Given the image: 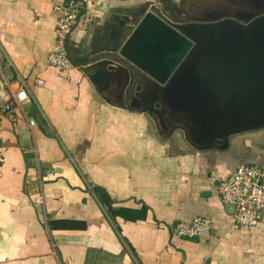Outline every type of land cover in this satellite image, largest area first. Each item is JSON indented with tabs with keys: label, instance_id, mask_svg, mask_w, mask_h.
Masks as SVG:
<instances>
[{
	"label": "crops",
	"instance_id": "obj_1",
	"mask_svg": "<svg viewBox=\"0 0 264 264\" xmlns=\"http://www.w3.org/2000/svg\"><path fill=\"white\" fill-rule=\"evenodd\" d=\"M68 1L0 0V79L22 76L32 97L25 115L0 113V264H264V218L232 228L233 209L214 183L241 164L264 168V129L232 138L227 150L198 151L100 96L81 69L123 45L133 12L168 0H77L95 21L72 33L75 68L65 74L48 54ZM197 217L212 221L210 238L174 234Z\"/></svg>",
	"mask_w": 264,
	"mask_h": 264
},
{
	"label": "water",
	"instance_id": "obj_2",
	"mask_svg": "<svg viewBox=\"0 0 264 264\" xmlns=\"http://www.w3.org/2000/svg\"><path fill=\"white\" fill-rule=\"evenodd\" d=\"M112 54L159 87L137 93L130 109L162 128L167 115L178 117L169 136L181 133L195 150L224 151L232 138L264 129V15L178 25L153 6L121 47L92 55L81 66L103 98L118 69L126 70L128 83L135 77ZM160 111L161 123L153 115Z\"/></svg>",
	"mask_w": 264,
	"mask_h": 264
},
{
	"label": "built area",
	"instance_id": "obj_3",
	"mask_svg": "<svg viewBox=\"0 0 264 264\" xmlns=\"http://www.w3.org/2000/svg\"><path fill=\"white\" fill-rule=\"evenodd\" d=\"M59 11L55 28V49L48 54V64L66 74L75 68L69 50L72 33L78 28L90 29L95 17L77 0H69ZM36 85L43 86L44 81L37 79ZM31 101L25 78L18 76L14 82H10L6 77H1L0 113L13 115L22 112L25 115L24 106ZM29 125L35 127L36 121L30 119ZM214 183H217L222 202L233 209L232 228H254L261 223L264 218V168L241 164L230 177L214 180ZM44 202L42 194L35 198L36 205H44ZM173 231L183 239L210 238L213 223L207 218L197 217L192 222L176 224Z\"/></svg>",
	"mask_w": 264,
	"mask_h": 264
},
{
	"label": "flooded vegetation",
	"instance_id": "obj_4",
	"mask_svg": "<svg viewBox=\"0 0 264 264\" xmlns=\"http://www.w3.org/2000/svg\"><path fill=\"white\" fill-rule=\"evenodd\" d=\"M233 1H235V0H233ZM236 1H239V3H237L238 5H235L233 3L235 6L234 5L231 6L232 13L230 12V14H228L229 15L228 17L236 18L238 20L245 22L246 19H249V18L252 19L254 17L264 15V2H262L261 0H258L257 2H249V0H236ZM240 2H242V3H240ZM245 2L247 4H243ZM161 12H164L165 14H167L166 18L169 19L170 21L178 24V25H184V24H187L190 22H195V21L187 20V19H177V16H179V15L184 16V14L182 13L181 10H179V8H176V7H169L168 8V6L167 7L163 6V9L161 10ZM216 12H212V15H216L217 14ZM139 14H140L139 12H133L130 15V17L137 19L139 17L138 16ZM208 16H211V13L208 14ZM131 20L132 19H130V22H131ZM213 20H215V19H213ZM117 62H119L122 66H124L128 70H130L131 74L133 76H135L130 81V83H128L129 81H128V76L126 74L127 73L126 70L125 69H118L117 73L114 75L113 81L109 85V88H107L104 91L106 96L113 98L115 101H117L118 104H123V102H125V104H126L125 106L130 108L134 104L133 98L137 93H142L144 90H146V92H147L149 90H155V89L159 88L152 81H150L146 77L142 76L136 69H134L133 67H131L130 65L125 63V61H121L117 58ZM138 86H141L142 89L138 90ZM123 93L126 96L125 97L126 99H124V100L122 99V95H124ZM147 99L149 100V98H147ZM139 107L144 108L145 106L143 104H141ZM161 107H162V105H161ZM153 115H154V117H156L157 122L161 123V118L164 114H162V112L160 111V113H157V114L155 113ZM167 117L170 118V121L166 122L167 127H165V128H162V126L157 127L153 118L149 117V119L151 120V122L153 123L154 127L156 128L157 132L160 135L162 133L163 135L169 136L170 131H171L170 129L175 124H177V122L179 120L178 117H175V120L170 115H167ZM174 133H178V132H174ZM174 136L178 137V138H181V137L183 138L181 133H180V135H174ZM174 136L172 135V137H174Z\"/></svg>",
	"mask_w": 264,
	"mask_h": 264
},
{
	"label": "rangeland",
	"instance_id": "obj_5",
	"mask_svg": "<svg viewBox=\"0 0 264 264\" xmlns=\"http://www.w3.org/2000/svg\"><path fill=\"white\" fill-rule=\"evenodd\" d=\"M159 3V2H158ZM169 3V4H168ZM238 5L239 1L233 0H168L163 4L164 7H176L182 11L184 16H177V19H187L192 21H211L213 19H221L228 17L230 12L232 13L231 6ZM242 3V2H240ZM243 4H247L246 2ZM162 5V3L160 4ZM234 5V6H235ZM217 11V12H216ZM212 12H216V15H212ZM211 13V16L208 14ZM207 14V15H206ZM141 16L134 21V25ZM131 23V22H128Z\"/></svg>",
	"mask_w": 264,
	"mask_h": 264
},
{
	"label": "trees",
	"instance_id": "obj_6",
	"mask_svg": "<svg viewBox=\"0 0 264 264\" xmlns=\"http://www.w3.org/2000/svg\"><path fill=\"white\" fill-rule=\"evenodd\" d=\"M99 194H100V196H101L103 202L105 203V205H107V208H108V205H110V202H108V200H107V198H106L107 195H105V193H104L103 191H99Z\"/></svg>",
	"mask_w": 264,
	"mask_h": 264
}]
</instances>
